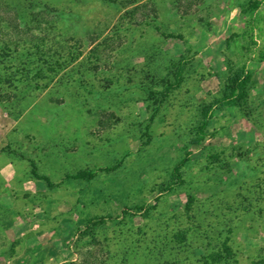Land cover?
<instances>
[{"label":"rangeland","instance_id":"1","mask_svg":"<svg viewBox=\"0 0 264 264\" xmlns=\"http://www.w3.org/2000/svg\"><path fill=\"white\" fill-rule=\"evenodd\" d=\"M123 2L0 11L46 33L45 55L0 57V264H206L224 243L228 264H250L264 256V0ZM238 66L246 97L205 119Z\"/></svg>","mask_w":264,"mask_h":264},{"label":"trees","instance_id":"2","mask_svg":"<svg viewBox=\"0 0 264 264\" xmlns=\"http://www.w3.org/2000/svg\"><path fill=\"white\" fill-rule=\"evenodd\" d=\"M15 0H0V11H8L13 7L12 2ZM25 1H30V0H25ZM125 1V0H124ZM143 0H129L127 4L124 3V7L127 8L130 4H135L142 2ZM34 17L37 15L33 14ZM42 16V14H41ZM125 16L128 18H132L135 16L134 11H129L125 13ZM37 19V18H35ZM43 19V18H42ZM39 23V29L42 30L44 36L42 34H38L35 32L34 27H23L20 24H10V25H5L3 20H1L0 17V57L3 55L2 59H8L10 58L14 53H18L20 48L23 47L22 45L24 44H31L29 48V53L31 51H35L34 55H41L44 53V44H41L38 41H41V43H44V40L46 39V33L44 32L42 25V21L37 20ZM170 36H174V34H168ZM39 43V44H38ZM32 55V54H31ZM2 61V60H1ZM2 63V62H1ZM48 63V62H45ZM59 64V62H56ZM181 64V63H180ZM50 70L54 69L55 66L52 64H49ZM181 67V66H180ZM183 68V67H182ZM53 71V70H52ZM179 78L177 79L178 84L182 81V69H179L178 73ZM1 81V80H0ZM250 81V74L245 71L244 66H238V67H232L228 78L226 80V83L224 84V87L222 88L221 91V96L216 97L212 102H210L207 106H205L202 110L203 117L206 119L208 117V113L212 109L213 106H215L218 103H223L226 105H231L238 103L240 100L244 99L247 95V84ZM207 125V120L203 121L202 125L198 129V132L195 134L193 138L194 144H200L203 140V136L201 135L202 132L205 131V126ZM186 163V160H183L179 164H177L174 167V172L171 177V181L168 183H165L161 186L160 192L165 193L171 189V184H178L182 181V167ZM32 174L40 179L44 180L48 186L52 187L53 183L50 181L48 177H45L43 175H40L37 171V167L35 165L32 166ZM96 173L92 171H80L79 173L75 174L74 176H71L74 179H79V180H87L91 181L96 177ZM127 214V212H126ZM107 217L101 216V217H93L88 219L86 223V231L83 232L84 234H93V231L95 228L98 226L106 224ZM235 256V252L233 248L228 244L224 243L223 247L221 250L212 253L206 264H228L231 263ZM250 264H264V256H261L260 258H256L251 261Z\"/></svg>","mask_w":264,"mask_h":264}]
</instances>
